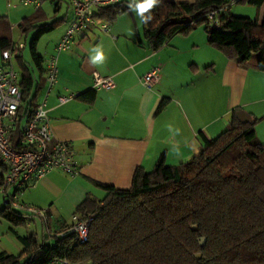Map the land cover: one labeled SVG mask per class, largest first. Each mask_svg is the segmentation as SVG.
<instances>
[{
  "label": "crops",
  "instance_id": "obj_1",
  "mask_svg": "<svg viewBox=\"0 0 264 264\" xmlns=\"http://www.w3.org/2000/svg\"><path fill=\"white\" fill-rule=\"evenodd\" d=\"M120 2L130 9L111 22L110 33L94 29L77 35L71 48L59 56L58 82L47 101L54 141L71 144L81 174L72 178L54 170L23 191L20 202L43 210L47 220L13 208L47 225L53 220L57 229L68 223L66 209L71 211L73 220L77 207L88 195L97 200L104 198L105 192L97 183L128 189L138 167L149 173L163 155L167 167L200 155L201 132L214 139L233 120L247 124L257 118L260 122L255 130L264 144V71L259 67L260 56L254 55L245 67H239L209 44L205 29L200 27L187 36L173 37L156 51L145 40L144 22L136 10L141 0ZM154 7L155 3L150 9ZM39 10L45 14L42 24L60 22L49 33L44 56L39 47L48 34L38 45L46 72L43 75L34 68V73L44 86L50 58L74 20L71 1L46 0L40 8L34 4L25 6L21 0H0V26L11 25L14 41V30H19V25ZM29 34L20 33L24 38ZM97 54L101 55L100 60L93 59ZM154 67L160 69V80L151 88L145 87L142 79ZM95 73L112 77L115 88L110 92L96 91ZM92 91H96L94 102L81 98ZM64 96L71 99L61 104ZM163 100L168 103L161 112ZM3 167L0 164V179L8 170ZM0 197L4 201L1 211L11 207L5 196ZM11 224L0 214V253L18 255L23 251L20 237L30 234Z\"/></svg>",
  "mask_w": 264,
  "mask_h": 264
},
{
  "label": "trees",
  "instance_id": "obj_2",
  "mask_svg": "<svg viewBox=\"0 0 264 264\" xmlns=\"http://www.w3.org/2000/svg\"><path fill=\"white\" fill-rule=\"evenodd\" d=\"M233 1L155 0L153 9L140 14L145 40L158 51L173 37L187 36L204 25L214 49L239 67L259 55L263 72L264 20L260 23L228 12L241 2L262 7L264 0ZM129 9L120 2L104 8L100 16L114 22ZM213 12L219 27L208 18ZM44 20L45 14L39 10L19 25L21 34L33 32L35 37L32 63L24 61L23 51L16 52L24 93L20 122L12 138L18 150L23 149L22 133L32 121L44 89L34 73V68L43 75L46 72L39 42L60 25L56 20L42 24ZM4 26H0V53L20 45L13 40L11 25ZM81 98L94 102L96 91ZM167 103L161 102V112ZM259 122L257 118L247 124L233 120L214 139L201 132L200 155L174 167L166 166L163 155L149 173L138 167L128 189L97 183L104 198L88 195L75 211L84 220L92 217L87 243L81 244L74 233L64 235L72 227L68 223L55 232L48 225L49 235L20 237V254L0 253V264H264V144L255 130ZM0 214L14 226L32 216L9 205Z\"/></svg>",
  "mask_w": 264,
  "mask_h": 264
},
{
  "label": "built area",
  "instance_id": "obj_3",
  "mask_svg": "<svg viewBox=\"0 0 264 264\" xmlns=\"http://www.w3.org/2000/svg\"><path fill=\"white\" fill-rule=\"evenodd\" d=\"M25 6L41 7L44 0H21ZM74 13V20L69 25L65 35L56 46V53L50 58L47 75L44 80L45 96L33 111L32 118L23 131V149L13 147V134L20 122V107L24 104L21 74L15 64L17 51L25 49L24 44L17 48L0 53V162L8 169L4 174L0 195L5 196L12 208L34 213L47 220L43 210H38L20 202L19 198L24 190L35 186L46 178L52 171L60 170L72 178L81 174V167L76 159L75 150L71 144L58 140L54 141L50 110L46 107L50 93L59 78V56L69 50L77 35L92 30L110 33L111 22L100 16V12L109 6L118 4L120 0H70ZM239 0H234L235 4ZM215 12L208 18L216 26H220ZM96 91L110 92L116 84L112 77H102L95 73L93 76ZM160 80V69L152 68L142 79L145 87L151 88ZM71 98L61 97V104ZM2 172L0 173V176ZM92 217L82 219L80 215L73 217L72 227L65 234L74 233L81 244L89 240V231ZM62 234V236H64ZM59 264V263H55ZM61 264H69L63 261Z\"/></svg>",
  "mask_w": 264,
  "mask_h": 264
},
{
  "label": "rangeland",
  "instance_id": "obj_4",
  "mask_svg": "<svg viewBox=\"0 0 264 264\" xmlns=\"http://www.w3.org/2000/svg\"><path fill=\"white\" fill-rule=\"evenodd\" d=\"M228 15H232V16H240V17H246V18H251L253 20H258L260 23H262L264 20V5L262 7H255L252 6L246 2H241L238 4H235V6L233 5L228 12ZM203 30L204 25L202 26H198ZM197 27V28H198ZM15 41L18 42H23L24 44H26V49L23 51L24 56V61L27 63H32V51H31V43L35 37V33L31 32L29 34L28 37H21L20 32L16 29L13 32ZM49 36L51 35H46L45 38H43V40L41 41V45L39 47V51L42 53V55H45V49L47 47L48 42H50ZM257 58V56L259 55H255ZM17 57L15 56V64L17 66V69L19 70V65H18V59H16ZM45 96V90L40 92V95L38 97V103L42 102ZM4 201L3 199H1L0 197V205H3ZM66 214V222H68L69 225H71V223H73V220L71 218V211L66 209L65 210ZM48 225L50 226V229L52 232H55V230H57V223H55L53 220L49 221ZM48 225L47 223H43L39 218L37 219V217H25V222L23 224H21L19 227L31 234H37L39 236V238H42L44 236V234H48ZM11 227H15L13 224H11ZM49 235V234H48Z\"/></svg>",
  "mask_w": 264,
  "mask_h": 264
},
{
  "label": "clouds",
  "instance_id": "obj_5",
  "mask_svg": "<svg viewBox=\"0 0 264 264\" xmlns=\"http://www.w3.org/2000/svg\"><path fill=\"white\" fill-rule=\"evenodd\" d=\"M154 3H155V0H144V2L136 5V10L139 14L143 15V13L148 11V9L151 8L154 5ZM93 59L100 60L101 55L97 54Z\"/></svg>",
  "mask_w": 264,
  "mask_h": 264
},
{
  "label": "water",
  "instance_id": "obj_6",
  "mask_svg": "<svg viewBox=\"0 0 264 264\" xmlns=\"http://www.w3.org/2000/svg\"><path fill=\"white\" fill-rule=\"evenodd\" d=\"M204 242H205V240H204Z\"/></svg>",
  "mask_w": 264,
  "mask_h": 264
}]
</instances>
